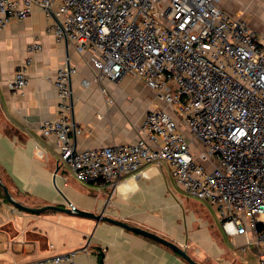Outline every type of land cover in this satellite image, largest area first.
<instances>
[{
  "label": "built area",
  "instance_id": "built-area-1",
  "mask_svg": "<svg viewBox=\"0 0 264 264\" xmlns=\"http://www.w3.org/2000/svg\"><path fill=\"white\" fill-rule=\"evenodd\" d=\"M223 1L0 0V30L39 6L58 40L89 54L85 86L96 82L105 91L107 81L130 75L154 92L134 141L78 150L74 138L84 128L71 120L78 68L67 57L52 77L57 116L40 129L55 137L78 180L115 189L127 175L167 161L175 183L212 205L229 236L256 244L264 264V33ZM41 49L38 41L28 47L31 54ZM32 61L28 55L19 64L12 90L29 84ZM75 257L12 264H72Z\"/></svg>",
  "mask_w": 264,
  "mask_h": 264
},
{
  "label": "crops",
  "instance_id": "crops-1",
  "mask_svg": "<svg viewBox=\"0 0 264 264\" xmlns=\"http://www.w3.org/2000/svg\"><path fill=\"white\" fill-rule=\"evenodd\" d=\"M222 7L264 33V0H224ZM51 23L35 6L30 16L0 30V175L12 196L31 207L74 205L104 212L160 234L203 264H259V247L244 235L229 236L212 205L175 183L167 161L149 164L146 175H127L115 189L76 178L60 158L55 137L40 129L42 121L57 116L52 77L67 57L78 68L71 79V120L84 128L74 138L78 150L134 141L155 98L130 75L107 81L105 91L96 82L85 86L83 80L92 76L89 54L58 40ZM36 41L42 49L31 54L28 47ZM28 55L33 56L29 84L14 91L10 81ZM73 251L72 264H190L169 246L119 224L58 209L33 213L0 196V264Z\"/></svg>",
  "mask_w": 264,
  "mask_h": 264
},
{
  "label": "water",
  "instance_id": "water-1",
  "mask_svg": "<svg viewBox=\"0 0 264 264\" xmlns=\"http://www.w3.org/2000/svg\"><path fill=\"white\" fill-rule=\"evenodd\" d=\"M0 187L3 189V192L5 194V196L8 198L9 201H11L14 205L27 210L29 212H33V213H40L43 211H46L48 209H58L64 212H68V213H73V214H78L81 216H87V217H92L96 220H106V221H110L113 222L115 224H119L121 226H123L124 228L140 233L144 236H147L149 238H152L158 242H161L162 244H165L166 246H169L170 248H172L173 250H175L177 253H179L180 255H182L188 262H190V264H203L201 262L196 261L188 252L187 250H185L184 248H182L181 246H179L178 244H176L175 242L161 236L160 234L150 231L146 228L140 227V226H136V225H131L127 222H124L122 220L116 219V218H112L110 216H107L104 214V212L100 213V214H96L94 212H90V211H86V210H82L77 208L76 206L72 205L69 208H65V207H60V206H55V205H45V206H40V207H31V206H27L23 203H21L20 201L16 200L8 186L2 181L1 175H0ZM103 261V254L101 257V262Z\"/></svg>",
  "mask_w": 264,
  "mask_h": 264
},
{
  "label": "trees",
  "instance_id": "trees-1",
  "mask_svg": "<svg viewBox=\"0 0 264 264\" xmlns=\"http://www.w3.org/2000/svg\"><path fill=\"white\" fill-rule=\"evenodd\" d=\"M0 195L2 196V198H4V199H8L6 196H5V194H4V192H3V189L0 187ZM179 255V254H178ZM181 256V255H180Z\"/></svg>",
  "mask_w": 264,
  "mask_h": 264
},
{
  "label": "rangeland",
  "instance_id": "rangeland-1",
  "mask_svg": "<svg viewBox=\"0 0 264 264\" xmlns=\"http://www.w3.org/2000/svg\"><path fill=\"white\" fill-rule=\"evenodd\" d=\"M196 199H198L197 197H195Z\"/></svg>",
  "mask_w": 264,
  "mask_h": 264
}]
</instances>
